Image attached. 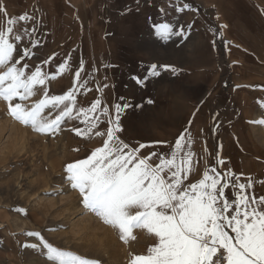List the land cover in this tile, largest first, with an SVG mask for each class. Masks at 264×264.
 <instances>
[{
    "label": "snow or ice",
    "instance_id": "1",
    "mask_svg": "<svg viewBox=\"0 0 264 264\" xmlns=\"http://www.w3.org/2000/svg\"><path fill=\"white\" fill-rule=\"evenodd\" d=\"M175 10L196 11L187 2L177 5ZM0 14L7 15L2 0ZM27 21H33L30 32L16 30V25ZM39 23L34 16L25 13L8 17L0 26V101L5 105L4 115L37 135L55 137L64 130L65 124L78 121L85 127L68 129L77 137L102 138L101 146L91 150L84 159L64 165L61 184L77 193L81 208L114 229L122 241L135 239L137 229L153 237L155 242L147 247L146 253H129L127 264H264V196L257 198L247 194L253 187L252 178L247 177V183H240L242 173L235 174L231 169L223 173L218 171L217 166L226 163L218 152L216 164L209 166L206 162L202 177L189 183L196 159L189 127L177 135L174 143L168 144V151L143 156L141 149L167 142L140 143L138 147L130 148L121 140V115L133 107L124 97L120 98L123 103L111 106L113 116L99 97L87 107L79 106L74 88L61 95L50 94L47 84L57 78L56 74L49 76L41 71L40 65L31 69L25 61L32 51L28 47H19L24 40L21 33L34 37ZM192 27V24L188 25L189 29ZM226 27V24H220L218 29L209 31L222 37ZM153 28L155 35L164 41L188 36L183 27L176 30L167 22L153 24ZM30 43L35 46L39 42L33 39ZM224 43L227 48L229 42ZM51 59L49 57L43 63L47 64ZM68 67L69 61L65 59L56 72L62 74ZM161 71L175 74L179 70L170 64L154 63L145 75H132L131 79L138 86H144L150 77H159ZM79 79L80 70L75 73L74 86ZM87 86V80L80 84L81 89H87ZM37 92L43 93V98L31 105L23 103ZM147 102L152 103L151 100ZM192 115L195 117L196 113ZM193 122L189 120L188 124ZM103 123L107 127L101 131ZM246 123L264 127V118ZM234 138L240 147L239 138ZM229 186L234 192L231 198L226 193ZM65 191L58 185L42 195L58 196ZM14 210L26 214L23 208ZM55 227L58 230L65 225ZM23 235L36 238L38 243L20 246L39 252L51 264H100L99 260L53 246L39 231H25Z\"/></svg>",
    "mask_w": 264,
    "mask_h": 264
},
{
    "label": "crops",
    "instance_id": "2",
    "mask_svg": "<svg viewBox=\"0 0 264 264\" xmlns=\"http://www.w3.org/2000/svg\"><path fill=\"white\" fill-rule=\"evenodd\" d=\"M2 2L8 9L5 18L27 13L40 21L36 25L35 36H31V40L39 43L26 46L32 51L30 56L62 58L63 61L75 58L79 63L77 68L71 69L69 65L66 72L80 70V74H86L88 94L101 92L103 103L110 108L115 103H123L121 97L133 106L141 105L140 116L134 118L139 122L140 141L134 140L131 144L138 147L140 143L167 142L158 147L141 149L143 156H148L150 152L168 151V144L174 143L177 135L185 127H189L194 140L192 150L196 154L189 183L202 177L206 162L209 166L216 164L219 152L226 163L218 165V171L223 173L226 169H231L235 174L242 173L240 183H247V177H251L253 187L247 190V194L257 198L264 196V166H260L264 163L258 152L253 150L255 146L250 144V129L245 125L250 120L248 100L244 101L248 108L242 113L243 119L236 122L233 128L221 127L220 133L226 136V140H223L222 148L216 147V152L213 135L207 124L212 115L211 104L206 102L205 97L199 101L195 98L194 104L191 102V74L198 73L200 80V75L207 71L208 64L212 67L211 64L216 62L218 55L226 58L228 67L231 65L235 73L234 83L264 81V0ZM185 2L191 4L196 11L175 10L177 5L182 6ZM165 22L172 24L176 30L183 27L188 33L187 38L172 37L164 41L157 37L153 24ZM189 24L193 25L191 29L188 28ZM220 24L227 25L222 37L209 31L218 29ZM16 26L30 32L33 21L20 22ZM225 41L229 42L227 48ZM220 46L223 48V55H217ZM231 55L236 59H232ZM154 63L170 64L179 71L175 74L161 71L159 77H150L144 86H138L131 76L142 77ZM222 70L220 66L218 73ZM175 82L178 95L171 93ZM105 84L108 85L107 88L104 87ZM237 93H234L235 97H238ZM148 100L152 103H148ZM225 103L220 99V104ZM131 108L121 115L120 122L132 119L129 116ZM110 112L114 116L112 108ZM194 112L195 117L192 115ZM222 115L220 112V117ZM189 120L194 122L189 125ZM231 137H246L247 140L243 139L244 143L240 140L238 147ZM226 193L229 198L233 196L231 186L226 189Z\"/></svg>",
    "mask_w": 264,
    "mask_h": 264
},
{
    "label": "rangeland",
    "instance_id": "3",
    "mask_svg": "<svg viewBox=\"0 0 264 264\" xmlns=\"http://www.w3.org/2000/svg\"><path fill=\"white\" fill-rule=\"evenodd\" d=\"M3 4L6 8V4ZM7 10L6 8V13ZM6 16L0 14V26L4 25ZM16 30L19 31L20 27L16 26ZM21 34L24 40L19 47L24 48L30 44L31 36L26 32ZM219 51L217 55L219 53L223 55L221 46ZM230 57L236 59L233 55ZM48 58L29 56L25 62L33 70L35 66L40 65L41 71L49 76L56 74L57 78L47 84L50 94L61 95L74 88L79 106L87 107L98 97L103 102L101 92L94 91L88 94L87 89L80 88V84L86 80V74H80V78L83 76V79H79L74 86L76 72L58 73L56 69L63 62L62 58H52L49 63L44 64L43 61ZM225 59L224 56L221 58L218 55L216 62L211 64L212 67L208 64L207 71L200 75V80L198 73L191 74L192 104L203 97L211 104L212 115L207 124L213 135L215 152L223 140H226V136L220 133L221 127L233 128L236 122L243 119L245 108H248L244 102L246 99L249 102L250 120L264 118V107H262L264 81L234 83L235 73L231 65L227 66ZM69 60L70 68H77L78 61L75 58ZM220 66L223 70L218 73ZM173 86L171 93L178 95L177 82ZM235 92H238V97H235ZM41 98L43 93L37 92L23 103L31 105ZM220 99L226 103L220 104ZM108 108L110 111L111 108L109 106ZM4 109V102L0 101V264H51L39 252L20 246L24 243H38L36 238L23 235L25 231H39L53 246L72 251L87 259L99 260L100 264H127L129 253H146L147 247L155 242L151 235L137 229L134 232L135 239L122 241L114 229L102 224L98 218L81 208L77 193L67 189V185L61 184L64 165L77 159H84L91 150L101 146L102 138L77 137L68 129L76 126L85 127L78 121L65 124L64 130L55 137L37 135L4 115ZM193 109L194 106L191 110ZM140 110L141 105L140 107L134 105L129 113L132 119L120 122L122 131L119 136L130 148L135 147L134 143L131 144L134 140L140 141L139 122L134 120L135 116H140ZM220 112L223 118L220 117ZM54 115L55 113L53 118ZM245 125L250 129V144L255 146L253 150L258 152L264 163V127ZM106 127L107 124L103 123L100 130L103 131ZM243 139L247 140L246 137L239 138V144L240 140L244 143ZM231 140L236 142L234 137H231ZM77 148L78 151L73 150ZM58 185L66 189L63 194L42 195L44 191L52 190ZM16 208L25 209L26 214L15 211ZM56 225H65V227L57 230Z\"/></svg>",
    "mask_w": 264,
    "mask_h": 264
}]
</instances>
